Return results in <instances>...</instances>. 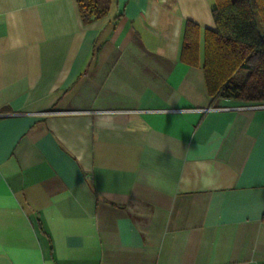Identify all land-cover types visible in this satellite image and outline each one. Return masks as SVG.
I'll use <instances>...</instances> for the list:
<instances>
[{
    "label": "crops",
    "instance_id": "obj_1",
    "mask_svg": "<svg viewBox=\"0 0 264 264\" xmlns=\"http://www.w3.org/2000/svg\"><path fill=\"white\" fill-rule=\"evenodd\" d=\"M213 5L0 0V264H264V104L181 61Z\"/></svg>",
    "mask_w": 264,
    "mask_h": 264
},
{
    "label": "trees",
    "instance_id": "obj_2",
    "mask_svg": "<svg viewBox=\"0 0 264 264\" xmlns=\"http://www.w3.org/2000/svg\"><path fill=\"white\" fill-rule=\"evenodd\" d=\"M89 24L106 16L112 0H76ZM216 29L187 22L181 61L202 67L208 95L264 104V0H214ZM203 43V62L201 50Z\"/></svg>",
    "mask_w": 264,
    "mask_h": 264
}]
</instances>
